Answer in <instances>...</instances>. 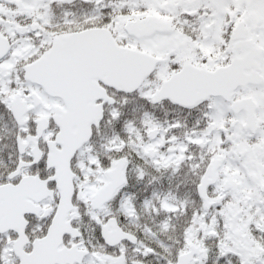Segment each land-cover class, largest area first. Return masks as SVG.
Instances as JSON below:
<instances>
[{"label": "snow or ice", "instance_id": "obj_1", "mask_svg": "<svg viewBox=\"0 0 264 264\" xmlns=\"http://www.w3.org/2000/svg\"><path fill=\"white\" fill-rule=\"evenodd\" d=\"M0 264H264V0H0Z\"/></svg>", "mask_w": 264, "mask_h": 264}]
</instances>
